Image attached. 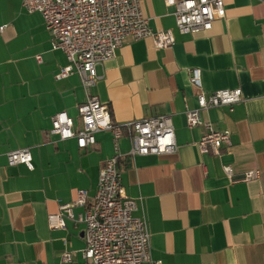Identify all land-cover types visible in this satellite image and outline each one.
Instances as JSON below:
<instances>
[{"label": "crops", "instance_id": "1", "mask_svg": "<svg viewBox=\"0 0 264 264\" xmlns=\"http://www.w3.org/2000/svg\"><path fill=\"white\" fill-rule=\"evenodd\" d=\"M154 31L172 30L175 44L155 48L151 39L125 42L115 58L97 66L90 94L109 107L118 124L158 116L172 118L177 151L128 156L120 141L122 185L136 200L151 233L145 264H264V2L225 0L226 17L209 32L182 35L164 0H140ZM0 264H91L83 259L85 224L65 219L51 229L48 217L79 190L92 198L105 162L115 155L112 132L79 149L76 140L50 133L65 111L82 127L78 107L89 97L79 75L58 80L68 62L52 49V36L38 12L22 0H0ZM37 56L42 61L38 62ZM200 72V87L192 84ZM241 88L243 101L201 111L220 131L231 133L221 155L200 153L206 132L190 128L186 110L198 96ZM29 148L33 169L10 166L8 152ZM230 166L232 176L224 172ZM257 176L245 180V174ZM76 207L75 215L85 212ZM71 253L73 262H64Z\"/></svg>", "mask_w": 264, "mask_h": 264}, {"label": "built area", "instance_id": "2", "mask_svg": "<svg viewBox=\"0 0 264 264\" xmlns=\"http://www.w3.org/2000/svg\"><path fill=\"white\" fill-rule=\"evenodd\" d=\"M264 2V0H259ZM173 9L180 34H197L212 30L216 21L226 17L225 0H164ZM28 13L42 15L46 30L52 36V49L62 51L68 64L56 75L58 80L74 74L80 76L89 97L78 107L82 127H77L67 112L52 118L51 134L62 141L74 139L79 149L94 147L96 134L112 132L115 155L100 170L98 186L91 198L86 190H79L73 202L62 203L59 212L48 217L51 229L66 227L65 219L85 224L84 260L91 264H145L151 261V233L144 216L136 217V200L126 195L122 185L123 156L119 141L126 135L130 141L128 156L171 154L177 151L175 128L170 116H158L118 124L112 120L109 107L90 94L99 76L97 66L116 57L127 41L151 39L155 48L169 49L176 42L172 30L154 31L144 16L140 0H22ZM0 27V32L6 29ZM41 62V56H37ZM192 84L200 87V72L192 70ZM243 101L241 88L222 89L198 96V107L186 110L190 128L202 127L204 135L197 143L202 154L220 156L222 149L231 144V133L220 131L201 117V111L227 107L230 111ZM10 166L25 164L33 169L29 148L8 152ZM224 172L232 176L230 166ZM257 172L245 174L253 179ZM85 212L75 215L76 207ZM64 262H73L71 253Z\"/></svg>", "mask_w": 264, "mask_h": 264}]
</instances>
